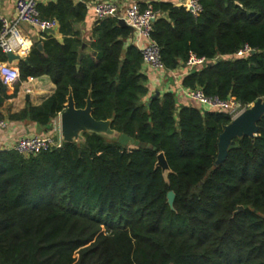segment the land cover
<instances>
[{"label":"trees","instance_id":"obj_1","mask_svg":"<svg viewBox=\"0 0 264 264\" xmlns=\"http://www.w3.org/2000/svg\"><path fill=\"white\" fill-rule=\"evenodd\" d=\"M138 1L159 12L150 35L167 70L184 66L183 88L243 104L264 97V0H197V15L170 0ZM37 8L63 38L47 35L43 50L34 43L16 61L19 79L47 75L56 87L9 119L49 130L71 91L77 108L90 95L95 119L151 147L84 132L27 156L0 149V264H264V114L257 134L234 137L216 164L228 110L149 94L142 54L127 44L132 30L117 18L95 23L86 51L75 28L85 3ZM246 45L252 51L238 55ZM191 54L206 61L189 68ZM7 97L0 81V104Z\"/></svg>","mask_w":264,"mask_h":264},{"label":"built area","instance_id":"obj_2","mask_svg":"<svg viewBox=\"0 0 264 264\" xmlns=\"http://www.w3.org/2000/svg\"><path fill=\"white\" fill-rule=\"evenodd\" d=\"M39 0H15V15L7 17L0 14V51L15 52L26 48L27 38L21 30L22 23L38 28L43 32L45 29H56L58 22L55 18H41L37 3ZM176 4L183 5L194 15L201 12L202 7L197 0H180ZM88 9L96 16L97 20L106 17L123 18L125 22L132 27V33L136 34L134 44L142 54L143 66L149 70L161 73H167V70L161 60L160 47L155 40L151 38L153 22L156 20L159 12L154 10L151 5L141 7L138 0H129L121 2L117 0H95ZM252 51L249 46L240 49L237 54L242 55ZM206 61L203 57H197L191 54L186 61V66L192 68L203 64ZM20 77L17 66L9 63L7 60H0V81L4 84H11ZM185 95L194 103L209 109L228 110L231 119L236 117L250 104H243L233 97L220 99L217 96H207L201 88L186 89ZM8 123L5 119H0V129H5ZM63 144L61 133L55 135L49 134H31L18 138L12 145V149L18 153L27 156L36 154L42 150L60 147Z\"/></svg>","mask_w":264,"mask_h":264},{"label":"crops","instance_id":"obj_3","mask_svg":"<svg viewBox=\"0 0 264 264\" xmlns=\"http://www.w3.org/2000/svg\"><path fill=\"white\" fill-rule=\"evenodd\" d=\"M46 2L48 0H39ZM81 1L86 4L87 13L85 18L78 22L75 28L80 32L81 38L84 40L88 51L87 42L91 38V31L96 22H98L96 16L88 9L95 0H74ZM121 2H129V0H117ZM150 2L152 0H141ZM175 3L180 0H170ZM0 14L13 17L15 15V0H0ZM21 30L27 38L26 48L20 51L22 58L26 57L31 50L34 43H39L42 39H45L47 35H52L59 40H62L63 36L58 32V26L55 29V33H44L38 30V28L32 27L26 23H22ZM136 34L132 33L129 37L127 44H134ZM135 45V44H134ZM13 65L17 66V62L14 61ZM143 70L146 73L147 87L149 94L162 93L164 91L171 90L175 93L176 98L180 104L192 103L193 101L185 95V88L181 85V76L184 72V66L177 70H171L167 73H161L157 71L149 70L146 66H143ZM6 93L10 95L3 100L0 104V119L7 120V127L0 129V149H11L15 141L26 135L31 134H49L53 133L58 135L60 133V113L52 120L49 130L37 124L31 120H12L9 119V115L14 112H18L23 109L28 103L31 105L41 104L48 96H50L55 90V84L47 76H28L25 79H18L11 84H5Z\"/></svg>","mask_w":264,"mask_h":264},{"label":"water","instance_id":"obj_4","mask_svg":"<svg viewBox=\"0 0 264 264\" xmlns=\"http://www.w3.org/2000/svg\"><path fill=\"white\" fill-rule=\"evenodd\" d=\"M121 25L129 26L123 18H119ZM132 30V27L129 26ZM44 33H55V29H45ZM85 44H83L84 46ZM37 48L43 50L42 42L37 43ZM7 61L13 63L22 58V56L15 52H7ZM156 95L159 94L157 91ZM92 102L90 95L86 100V105L83 108H77L75 106L72 92L70 91L67 96V102L64 110L60 113V133L63 141L67 142H79L83 141L84 132H95L107 136L109 138H116V140L127 145L128 143L140 145L142 147H151L150 143L140 142L134 139L124 132H117L111 127V120H97L92 115ZM264 114V97L258 98L251 103L249 107L244 109L236 117L226 124L218 137V157L215 161L216 164L225 159L227 155V149L230 144L233 143L234 137L249 136L254 137L258 132L257 121ZM154 148V147H153ZM156 166L161 168V171L165 178L171 171L164 153L161 151L157 153ZM175 193L173 190L167 192V202L170 207L173 208ZM242 205H239L237 210L241 211Z\"/></svg>","mask_w":264,"mask_h":264},{"label":"bare ground","instance_id":"obj_5","mask_svg":"<svg viewBox=\"0 0 264 264\" xmlns=\"http://www.w3.org/2000/svg\"><path fill=\"white\" fill-rule=\"evenodd\" d=\"M27 47V46H26Z\"/></svg>","mask_w":264,"mask_h":264}]
</instances>
